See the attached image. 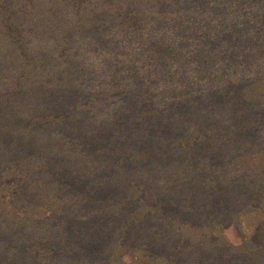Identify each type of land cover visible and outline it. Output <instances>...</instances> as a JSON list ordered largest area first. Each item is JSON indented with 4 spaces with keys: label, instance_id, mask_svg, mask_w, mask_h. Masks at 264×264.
<instances>
[{
    "label": "rangeland",
    "instance_id": "374dc122",
    "mask_svg": "<svg viewBox=\"0 0 264 264\" xmlns=\"http://www.w3.org/2000/svg\"><path fill=\"white\" fill-rule=\"evenodd\" d=\"M0 264H264V0H0Z\"/></svg>",
    "mask_w": 264,
    "mask_h": 264
}]
</instances>
